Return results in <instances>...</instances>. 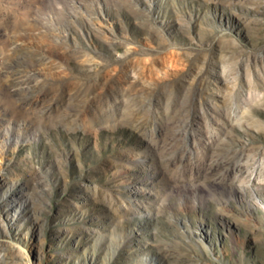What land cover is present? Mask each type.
Returning a JSON list of instances; mask_svg holds the SVG:
<instances>
[{"label":"rangeland","instance_id":"obj_1","mask_svg":"<svg viewBox=\"0 0 264 264\" xmlns=\"http://www.w3.org/2000/svg\"><path fill=\"white\" fill-rule=\"evenodd\" d=\"M0 264H264V0H0Z\"/></svg>","mask_w":264,"mask_h":264}]
</instances>
